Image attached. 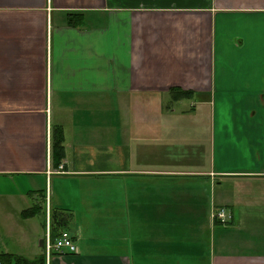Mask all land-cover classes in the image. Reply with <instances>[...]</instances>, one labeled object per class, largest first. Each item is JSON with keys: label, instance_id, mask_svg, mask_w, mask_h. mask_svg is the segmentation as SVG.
<instances>
[{"label": "crops", "instance_id": "1", "mask_svg": "<svg viewBox=\"0 0 264 264\" xmlns=\"http://www.w3.org/2000/svg\"><path fill=\"white\" fill-rule=\"evenodd\" d=\"M263 171L264 0H0V255L41 256L49 211L76 252L43 264H264Z\"/></svg>", "mask_w": 264, "mask_h": 264}, {"label": "rangeland", "instance_id": "2", "mask_svg": "<svg viewBox=\"0 0 264 264\" xmlns=\"http://www.w3.org/2000/svg\"><path fill=\"white\" fill-rule=\"evenodd\" d=\"M168 101V100H167ZM194 102V100L190 99V100H182V101H179V102H176L173 104V108L177 110V112H181L185 109H188L189 110V107L190 105ZM111 118H113L112 115H110L109 119L111 121ZM167 119V118H166ZM188 117L186 116L185 117V120L182 119L181 115H178L177 117V122L176 124L177 125H188V121H187ZM146 125L145 126H136V129H135V133L137 134H145V130H146ZM106 130V126L103 125V128H102V131L101 132H105ZM178 130V127L176 128V131L175 132H170L168 133L167 130H163V131H159L158 133L160 135H162V137H164V139L166 140H171L173 139L174 136H176V132ZM193 132V131H192ZM157 133V132H156ZM179 136V135H178ZM138 138H142L140 135H138ZM218 182H220V184H217V190L219 193H225V191H238V190H244V184H242L241 180H230V179H219L218 178ZM254 185L256 183H253ZM228 194V193H227ZM258 198V197H257ZM236 199V198H235ZM259 199V198H258ZM260 201H263L262 199H259L257 202H260ZM256 205H262L261 203H256ZM233 208V207H232ZM228 210V209H227ZM261 211L264 212V207L263 208H260ZM229 211V210H228ZM255 216L258 218V222L260 224H263L264 225V216L262 215H259L258 213H255ZM245 225V224H244ZM244 227H248V226H244ZM263 230V231H262ZM237 232H241L242 234H240V236L242 238H246L248 239L250 242L254 243L255 245H257L258 248H264V235H259V236H255V235H252V234H249V232L245 229H236ZM254 231L256 233H259L262 234V232L264 233V228L262 229H254ZM4 246V240L2 239V235H0V251H2V247ZM264 251V249L262 250Z\"/></svg>", "mask_w": 264, "mask_h": 264}, {"label": "trees", "instance_id": "3", "mask_svg": "<svg viewBox=\"0 0 264 264\" xmlns=\"http://www.w3.org/2000/svg\"><path fill=\"white\" fill-rule=\"evenodd\" d=\"M75 17L71 16L69 17V22H74ZM172 92H175L171 95V99L174 100H178V99H190L192 96V92H188V91H175L172 90ZM62 132L60 131V129L56 128L53 130L52 133V138H51V152H52V160L54 165L57 167L60 164V159L62 157L61 153L63 151V145H62ZM38 211L40 212L38 207H33L29 210H26L22 213L23 217H31V216H35ZM64 221H63V217H56V222L52 227L50 228V233L52 236V239L56 238L60 232L64 231L66 228L64 226ZM230 223V222H228ZM215 224L218 227H223V225L221 223H219L218 221L215 222ZM45 261V257L44 254L42 253L41 256L36 257L33 261H28L26 259H23L19 256L16 255H9V254H1L0 255V263L1 264H43Z\"/></svg>", "mask_w": 264, "mask_h": 264}, {"label": "built area", "instance_id": "4", "mask_svg": "<svg viewBox=\"0 0 264 264\" xmlns=\"http://www.w3.org/2000/svg\"><path fill=\"white\" fill-rule=\"evenodd\" d=\"M61 165L58 166L55 170L48 166L47 175H57L62 174ZM264 176V171L261 173ZM47 210V209H46ZM211 218L213 221H218L222 225L227 224L232 216L230 212L225 208H216L212 210ZM76 252V247L72 241V237L67 231H62L59 235L52 239L49 227V211L46 212V230L44 232L43 238V254L46 260V263L49 262L53 254H64V253H74Z\"/></svg>", "mask_w": 264, "mask_h": 264}, {"label": "water", "instance_id": "5", "mask_svg": "<svg viewBox=\"0 0 264 264\" xmlns=\"http://www.w3.org/2000/svg\"><path fill=\"white\" fill-rule=\"evenodd\" d=\"M41 243V246H42V242H40Z\"/></svg>", "mask_w": 264, "mask_h": 264}]
</instances>
